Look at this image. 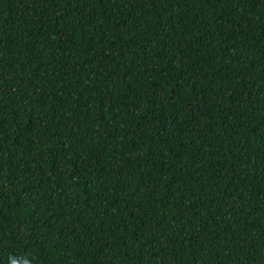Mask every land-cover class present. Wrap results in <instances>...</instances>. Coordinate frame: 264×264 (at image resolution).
Wrapping results in <instances>:
<instances>
[{
    "label": "trees",
    "instance_id": "1",
    "mask_svg": "<svg viewBox=\"0 0 264 264\" xmlns=\"http://www.w3.org/2000/svg\"><path fill=\"white\" fill-rule=\"evenodd\" d=\"M0 264H264V0H0Z\"/></svg>",
    "mask_w": 264,
    "mask_h": 264
}]
</instances>
